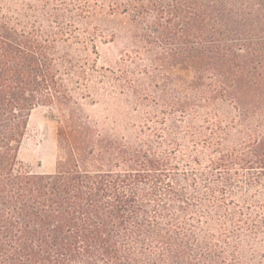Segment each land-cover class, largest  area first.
Instances as JSON below:
<instances>
[{
	"label": "trees",
	"instance_id": "obj_1",
	"mask_svg": "<svg viewBox=\"0 0 264 264\" xmlns=\"http://www.w3.org/2000/svg\"><path fill=\"white\" fill-rule=\"evenodd\" d=\"M108 7L130 17L163 74L191 70L197 90L229 100L242 124L256 122L242 148L209 159L211 168L264 174V0H110ZM64 37L0 14V264H232L185 228L177 211L190 199L169 155L117 140L75 108L62 72L70 58L60 52ZM172 103L185 109L189 100ZM39 106L61 118L52 173L18 161Z\"/></svg>",
	"mask_w": 264,
	"mask_h": 264
},
{
	"label": "rangeland",
	"instance_id": "obj_2",
	"mask_svg": "<svg viewBox=\"0 0 264 264\" xmlns=\"http://www.w3.org/2000/svg\"><path fill=\"white\" fill-rule=\"evenodd\" d=\"M109 2L0 0V14L61 30L66 38L60 52L70 56L62 64L65 84L85 120L131 146L169 155L177 166L174 178L190 199L185 211H177L187 231L222 248L232 264H264V174L238 165L227 173L209 164L240 150L256 122L242 124L229 100H210L197 90L191 70L163 74L151 64L154 55L130 17L111 12ZM177 99L189 105L177 108ZM60 123L53 106L32 111L18 154L21 166L54 172Z\"/></svg>",
	"mask_w": 264,
	"mask_h": 264
}]
</instances>
